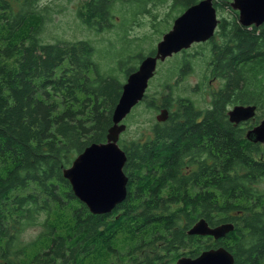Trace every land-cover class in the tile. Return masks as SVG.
<instances>
[{
    "label": "trees",
    "instance_id": "trees-1",
    "mask_svg": "<svg viewBox=\"0 0 264 264\" xmlns=\"http://www.w3.org/2000/svg\"><path fill=\"white\" fill-rule=\"evenodd\" d=\"M38 1L0 0V264H176L221 246L235 264H264V187L257 186L264 183L258 157L264 158V147L246 134L258 114L238 125L228 115L230 107L256 105L264 117V23L244 27L235 12L232 21L219 18L215 35L199 44L208 54L206 79L223 82L206 109L178 96L170 83L193 70V58L163 73L161 104L148 95L138 106L165 108L168 119L155 122L143 142L119 143L127 156L128 194L112 212L95 215L63 170L89 145L106 142L125 83L119 71L127 79L138 66H129L127 44L118 70L106 72L88 40L44 42ZM166 1L86 0L78 15L101 32L114 25L120 3L134 19L149 3ZM171 1L172 11L183 13L201 0ZM220 1L214 0L217 9ZM42 213L47 242L24 244L23 231L39 224ZM201 217L235 229L218 240L188 235Z\"/></svg>",
    "mask_w": 264,
    "mask_h": 264
},
{
    "label": "water",
    "instance_id": "water-1",
    "mask_svg": "<svg viewBox=\"0 0 264 264\" xmlns=\"http://www.w3.org/2000/svg\"><path fill=\"white\" fill-rule=\"evenodd\" d=\"M230 5L239 12L242 26L259 27L264 23V0H232ZM218 24L214 0H201L178 16L171 30L158 42L155 54L144 58L137 70L126 79L106 142L89 145L70 167L63 170V176L71 184L75 196L92 214L110 213L127 197L129 177L124 171L127 156L119 144L120 135L126 129V124L122 122L144 99L159 63L191 48L194 43L209 41L215 35ZM256 112V105H236L228 115L230 122L238 125L254 120ZM168 116L169 111L161 109L157 120L164 122ZM247 138L252 142L263 143L264 121L251 129ZM234 229L233 223L211 226L205 218H201L188 229L187 234L210 236L218 240ZM176 264H235V259L229 250L221 246L204 250L197 257L183 256Z\"/></svg>",
    "mask_w": 264,
    "mask_h": 264
},
{
    "label": "rangeland",
    "instance_id": "rangeland-1",
    "mask_svg": "<svg viewBox=\"0 0 264 264\" xmlns=\"http://www.w3.org/2000/svg\"><path fill=\"white\" fill-rule=\"evenodd\" d=\"M85 1L39 0L37 6L43 9L42 12L45 14L41 39L47 43L77 40L90 41L97 49V60L100 62L101 70L106 72L117 67V61L120 58L123 45L126 44L128 50H133L131 53L132 60L129 66L139 67L143 57L150 56L152 50L156 51L158 42L162 40L165 33L171 30L176 19L175 17L182 14L179 10L172 11V1L167 0L164 3H149L147 5L148 11L137 14L136 18L133 19L134 14H132L131 8L127 9V6L125 7L120 3L116 5L113 12L114 25L111 29L96 32L85 25L78 15ZM221 2L223 6L217 9L218 18H225L228 21H232L236 18L235 12H237L239 21V12L234 10L230 5L232 0H222L220 4ZM123 19H126V21L122 23ZM219 42H221V39ZM199 44L201 43H194L191 48L187 49L186 54L179 52L167 58L166 61L160 62L154 78L150 81L145 96L149 95L150 97L159 98L158 100L156 99V102L157 105H160V96L164 92L162 88L163 73L167 69H171L173 65H177V62L180 63L182 58H187L188 56L189 58H193V70L184 77L178 78V80L173 78L170 83L173 85L177 84L175 87L177 88L178 96L192 99L199 108H208L211 105L212 93L219 90L223 82L218 78L206 79L210 75V70L206 68L207 65L205 62L208 54L203 52ZM139 52H141L142 56L136 58ZM124 77L125 73L123 74L122 71H119V78L126 82V78L124 79ZM198 86H203L202 90L197 89ZM151 100L150 98L147 99V101ZM143 101L144 99L140 103H143ZM137 106L128 115L129 117L127 116L122 122L126 124V129L121 133L119 143H122L124 140L127 143L133 140L138 141L139 139L142 142L145 141L151 133L152 125L158 121L157 116L160 114V109H147L144 106ZM232 108L230 107V110ZM174 109H177V105L175 107L173 106ZM263 120L264 117L261 116V112L258 110V122H262ZM250 124L245 126L246 129ZM262 146H264V142ZM33 191L35 189L31 188L29 190H19L15 194L26 195ZM56 210L60 211L61 209L56 208ZM44 219L45 214L42 213L39 217V224L27 227L23 231L21 240L24 244L31 246V244L38 241L45 234V228L41 226ZM42 240L43 243L47 242L44 238L40 239V241ZM46 245H38L37 248H31L30 254L33 255L34 253L44 251Z\"/></svg>",
    "mask_w": 264,
    "mask_h": 264
},
{
    "label": "flooded vegetation",
    "instance_id": "flooded-vegetation-1",
    "mask_svg": "<svg viewBox=\"0 0 264 264\" xmlns=\"http://www.w3.org/2000/svg\"><path fill=\"white\" fill-rule=\"evenodd\" d=\"M161 110V109H160ZM258 114V109H257V112H256V115ZM256 117V116H255ZM253 121H255V119L253 120ZM264 121V120H263ZM262 121V122H263ZM261 122V121H260ZM260 122H257V124H254L253 125V127H251V128H248L247 129V132H246V134L251 130V129H253V128H255L256 126H258V125H260L261 123ZM245 122H243L242 124H244ZM244 127H245V125H244ZM251 141V140H250ZM252 142V141H251ZM253 143H255V144H260V146L261 147H264V146H262L263 145V143H260V142H253ZM258 157H259V159H260V161H264V158H263V156H259L258 155ZM258 157H257V159H258ZM261 157V158H260ZM259 188H261V187H264V183H261V182H259V184L257 185ZM259 212H262V211H260L259 210ZM202 218V217H201ZM201 218H199V219H201Z\"/></svg>",
    "mask_w": 264,
    "mask_h": 264
}]
</instances>
